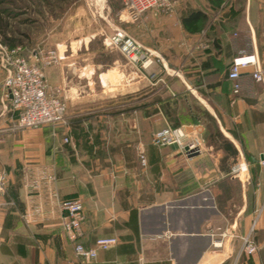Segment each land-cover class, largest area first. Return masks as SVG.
Returning a JSON list of instances; mask_svg holds the SVG:
<instances>
[{
    "label": "crops",
    "instance_id": "crops-1",
    "mask_svg": "<svg viewBox=\"0 0 264 264\" xmlns=\"http://www.w3.org/2000/svg\"><path fill=\"white\" fill-rule=\"evenodd\" d=\"M172 1L171 14L123 19V29L152 52L144 68L103 45L108 4L92 14L91 34L47 47L65 48L45 77L47 92L65 98L69 144L61 129L16 127L0 71V264H264V213L257 252L239 254L240 236L264 201V91L249 69L237 93L227 78L231 58L252 50L264 70V39L255 35L264 10L247 3L229 17ZM192 9L207 14L195 31L181 21ZM198 108L221 138L207 134ZM166 125L194 130L200 149L153 145L152 133ZM238 160L247 164L243 178L231 172ZM65 199L83 204L78 239L85 247L117 238L94 260L78 257L66 238Z\"/></svg>",
    "mask_w": 264,
    "mask_h": 264
},
{
    "label": "built area",
    "instance_id": "built-area-1",
    "mask_svg": "<svg viewBox=\"0 0 264 264\" xmlns=\"http://www.w3.org/2000/svg\"><path fill=\"white\" fill-rule=\"evenodd\" d=\"M105 0H84L87 8L93 13L103 5ZM122 5L120 17L134 19L145 11L153 14L159 12L173 13L175 4L172 0H119ZM102 43L108 48L116 50L129 64H139L143 68L150 64L152 52L145 48L134 36L120 27H115L110 33L104 34ZM65 51L64 46L55 45L47 49H33L28 52L22 45H8L0 42V71L5 72L3 79L4 97H10V106L16 114V127L38 128L49 126L53 134L58 129L63 131V143L70 142V123L66 116V102L64 96L56 90L55 94L47 92L45 69L58 65ZM249 69L251 78L261 84L264 91V70L256 50L233 56L230 60L227 78L231 81L232 92L237 93L240 88L241 72ZM151 143L155 146L175 144L186 146L190 150H199L200 137L194 130L186 131L181 127H165L154 131ZM142 167L146 166L143 154L138 156ZM264 165V159L259 160ZM237 177L247 173V164L237 161L231 168ZM53 179L52 176L49 177ZM5 188V177L0 175V192ZM62 214V228L66 238L71 242L75 254L85 261L94 260L98 250H106L117 242L115 236H101L94 241V246L85 247L79 241L81 225L84 221L83 204L78 199H65L60 203ZM264 213V201L253 211L252 220L247 231L240 236L239 254L250 257L258 250L255 231L260 216ZM227 234L223 233V236ZM230 235V234H229ZM231 236V235H230ZM220 241L214 243L220 245Z\"/></svg>",
    "mask_w": 264,
    "mask_h": 264
},
{
    "label": "rangeland",
    "instance_id": "rangeland-1",
    "mask_svg": "<svg viewBox=\"0 0 264 264\" xmlns=\"http://www.w3.org/2000/svg\"><path fill=\"white\" fill-rule=\"evenodd\" d=\"M192 2L207 12L216 13L224 10L229 17H237L235 13L239 16L247 3L254 12L257 9L259 12L264 10V0H192ZM106 4L112 10L108 15L109 31L115 27L123 28V16L115 13L122 10L120 1L105 0L103 5ZM92 14L84 0H0V42L5 43L4 39L9 37L23 44L25 51L28 52L33 49H45L59 41L81 39L95 29L94 25L97 23ZM95 16L97 17V14ZM262 18L264 19V15ZM255 35L259 39H264V25L255 28ZM241 177L243 178V175Z\"/></svg>",
    "mask_w": 264,
    "mask_h": 264
},
{
    "label": "trees",
    "instance_id": "trees-1",
    "mask_svg": "<svg viewBox=\"0 0 264 264\" xmlns=\"http://www.w3.org/2000/svg\"><path fill=\"white\" fill-rule=\"evenodd\" d=\"M206 17H207V14L204 11L200 9H192V10H189L184 16H182L181 21L183 25L185 26V28L191 31H195V30L200 29L201 24L206 19ZM4 42L7 43L8 45L19 44L25 48L23 44L9 37H6L4 39ZM197 111L201 114L199 121L205 126L207 134L211 137L214 136V137L221 138V133L215 127V121L213 117L207 111L201 110L200 108H198ZM222 142H226V141L222 139Z\"/></svg>",
    "mask_w": 264,
    "mask_h": 264
}]
</instances>
